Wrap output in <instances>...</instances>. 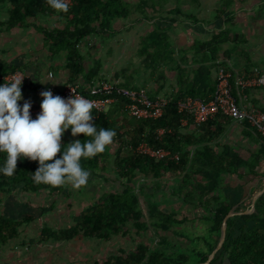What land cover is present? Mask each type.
Here are the masks:
<instances>
[{
    "label": "trees",
    "instance_id": "16d2710c",
    "mask_svg": "<svg viewBox=\"0 0 264 264\" xmlns=\"http://www.w3.org/2000/svg\"><path fill=\"white\" fill-rule=\"evenodd\" d=\"M72 1L73 5L66 13L59 12V16L66 21L65 27L54 26L41 30L44 42L51 53H65L66 68L70 74L69 83H77L80 79L92 83L99 78L100 61L94 60L93 65L87 68L85 56L80 49L81 43L90 37L109 36L111 24L118 18H127L132 9L142 14L145 19L148 18L147 11L159 12L168 7L170 13L188 17L181 9L186 0H136L135 6L126 0ZM194 2L196 1H187L191 4ZM0 3L10 5L9 20L6 23L8 28L27 25V18L30 17L51 16L57 13L48 5L47 0H0ZM233 3L234 0H223V6L217 10L218 17L226 13ZM190 18L196 20L194 17ZM160 19L166 24L165 27L158 26L141 38L139 54L145 55V62L150 59L158 63L162 60L160 56L165 58L167 55L170 59L174 51L166 28L176 22V17ZM229 20L230 17H227L225 24L229 23ZM225 43L241 44L245 43V39L231 33L230 28L225 27L214 34L211 40L194 45L192 50L196 59L192 63L200 65L189 76L179 70L176 91L173 88L165 95L169 103L165 106L162 117L150 120H139L131 116L126 118L127 111L124 105L127 99L116 92L112 95L115 101L109 105L106 112L93 110V123L97 128L114 129L116 136L105 152L90 159H82L81 164L90 173L103 177L109 169L112 170L115 173L113 180L119 181L121 188L104 193L98 201L76 216L74 223L67 228L55 229L45 224L41 230V242L71 241L78 236L109 240L113 236L128 235L130 225L138 234L148 231L149 227L159 232H167L173 225L183 224L187 219H178L177 211L161 210L155 204H150L149 220L145 221L134 183L150 180L156 187L160 180L173 176L176 180V185L172 189L174 195L182 198L188 206L203 210L199 218L206 226L205 235L199 238L202 245L189 251L169 253L167 250L152 249L145 243H139L134 250L119 251L118 254L111 255L102 262L95 261L93 264H199L207 260L217 245L223 219L234 206L231 198L222 191L224 177L227 175L242 177L241 170H245L246 175L264 176L259 171L260 162L264 157V147L245 158L231 144L220 142L231 119L218 116L199 126L188 119L187 124L183 126L182 119L186 118V115L179 113L177 109V102L188 96L203 101L210 100L216 83L211 76V68L216 66L221 51L224 58L231 57L228 51L224 52L222 49ZM181 58L183 64L187 63L184 55ZM9 71L14 69L0 67V83L1 77ZM27 86L25 84L23 88ZM117 87L139 88L121 83H118ZM80 91L88 97H100L83 87H80ZM149 95L156 97L158 94ZM119 116L126 118V121L122 122ZM242 125L245 135H257L264 146L263 137L248 124ZM158 130L164 131L160 138H157ZM76 139L83 140L84 135L79 134ZM76 139L61 138V143L66 144ZM143 140L153 148H164L172 153H178L179 160L157 161L128 149L129 145L135 147ZM109 148H113V151H109ZM59 156L60 153H57L55 158ZM2 158L3 154H0V160ZM38 167V161L18 158L14 175L8 177L0 174V189L4 188L3 185L7 184L5 180L9 179L12 183L20 185L26 193L45 191L57 196L64 194L66 184L54 187L33 182L32 173ZM104 178L107 180V177ZM30 221L31 218L14 220L0 213V245H5L16 238L20 227ZM209 264H264V193L257 199L253 214L237 215L227 220L225 241Z\"/></svg>",
    "mask_w": 264,
    "mask_h": 264
},
{
    "label": "crops",
    "instance_id": "0c3cea01",
    "mask_svg": "<svg viewBox=\"0 0 264 264\" xmlns=\"http://www.w3.org/2000/svg\"><path fill=\"white\" fill-rule=\"evenodd\" d=\"M126 1H129L130 5H136V0ZM195 1L192 4L184 3L182 5L181 9L188 17L174 14L167 16L168 18L176 17V22L168 26L172 29L178 27L181 31L180 36L177 37V43L180 44L178 51L186 59H192L186 64H190L196 59L192 50L194 45L211 40L214 34L225 27H229L231 31L243 34L245 43L240 45L229 43V46H223V51H228V54L231 55L228 60L235 64L239 58L244 56L245 59H251L252 62L261 65L260 68L264 69V14L257 19L258 21L249 20V15L246 14L249 12L240 10L237 3H233L226 13L218 17L217 10L220 6H215L216 0ZM261 1L264 2V0ZM257 5L258 9L259 5ZM9 7L8 3H0V67L22 70L29 76V80L26 82L28 86L21 89L23 99L18 103L22 106L25 101H29L33 106H36L42 102L41 92L47 91L51 87L54 92L60 93L69 83L70 74L66 68L65 53H51L41 32L42 28L50 29L54 26L63 28L66 21L59 16L60 11H57L51 16L38 15L27 18V25L23 27L8 28L6 23L9 20ZM257 9H253L251 12L254 13ZM190 17H194L196 20ZM227 17H230L232 24L231 22L225 24ZM144 21H147L144 17L137 19L130 14L129 17L118 18L111 24L113 28L111 37L85 39L80 48L81 53L85 56V66L89 68L93 65L94 60H99L101 63L99 78L92 83L80 79L77 84L86 91H93L100 81L120 83V79L109 80L107 78L112 74L116 77L118 75L115 67L108 66L109 60L115 56L106 53L107 42L113 40L117 43H123L127 30L131 33V29L137 27V22L142 23ZM149 22L157 27H165L164 25H166L160 18L151 19ZM170 42L172 44V38ZM219 58H224L222 51L219 53ZM243 67L246 68V65ZM174 89L176 91L177 87ZM247 93L249 101L264 111V86L257 87ZM225 129V134L220 142L231 144L245 158L249 157L252 152L264 147L257 135L244 134L242 124L231 121ZM67 137L76 139L71 135L70 129L62 135V138ZM109 151L112 149L109 148ZM259 171L264 174V157L260 162ZM241 173L243 174L242 177L225 176L221 187L223 193L231 198L236 211L248 209L252 197L264 186V176L246 175L244 174L245 170H241ZM5 182L7 184L3 185L2 190L0 189V213L14 220L31 218V221L20 227L19 235L16 238L5 245H0V264H43L44 258L41 257V249L46 245L43 243L66 244L68 242L53 240L41 242L40 240L41 230L45 224L57 228L56 224L51 223V225L45 222L51 220L52 208L57 204L59 196L45 191L26 193L20 185L12 183V180L8 179ZM153 186L151 181L146 182V187L153 189ZM43 216L45 218H42ZM41 221L44 223L41 224ZM44 263L47 264V260Z\"/></svg>",
    "mask_w": 264,
    "mask_h": 264
},
{
    "label": "rangeland",
    "instance_id": "374dc122",
    "mask_svg": "<svg viewBox=\"0 0 264 264\" xmlns=\"http://www.w3.org/2000/svg\"><path fill=\"white\" fill-rule=\"evenodd\" d=\"M234 3H237L240 10L249 12L246 13L247 16L249 15V20L258 21L257 19L264 14V6H262L264 2L262 3L261 0H234ZM214 4L215 6H220V9L223 6V0H216ZM257 4L259 5L258 9L256 7ZM169 9L170 7L159 12L147 11V21L142 23L137 22V27H133L131 33L127 30L126 38H123V43H117L113 40L107 42L106 53L115 56L109 60L108 66L111 68L115 67L116 73L118 74L117 77L113 76V74L109 75L107 77L109 80L120 79L119 82L121 84H128L129 87H143L149 94L157 93L158 95H166V93H169L176 87L179 70L189 76L194 69L199 67L200 64H193L192 62L190 64H183L182 55L178 51L180 44L177 43V37L181 34L178 27L174 29L172 27L166 28L167 33L170 35L169 41L172 38V48L174 49L170 59L167 58V55L165 58L160 56L162 60L158 61V63H154L150 59H147L145 62V55L139 54L141 38L157 28V26L152 25L149 21L151 19L167 18L168 14H172ZM253 9L257 10L252 13L251 11ZM130 14L137 19L144 17L135 11V9H132ZM112 32L113 28L109 32L108 37H111ZM231 33L238 34L245 39L241 33H235L233 31ZM229 45V43H225L223 46ZM242 58H239L235 64L226 58H219L215 64L216 66L211 68L212 78L216 81V73L219 66L232 65L236 70L240 67L237 71L242 70L241 72L243 73H247L244 71H247L253 66L261 67V65L252 62L251 59L247 60L244 56ZM186 60L192 61V59ZM178 64L179 68H177ZM243 65H246V68ZM128 117L130 115L126 113V118ZM126 118L119 116L122 122H125ZM90 177L88 183L78 189L73 188L71 184L66 185L65 193L58 197L57 204L52 208L51 220H46L45 223L56 224L57 228L55 229L59 227L67 228L74 223L76 216L89 205L98 201L104 193L121 188L120 182L113 180L115 173L110 169L104 176L107 177V180L103 175H94L92 173ZM145 183L142 180L134 183L145 221L148 222L149 220L150 204H155L161 210L177 211L178 219L186 218L187 221L183 224L173 225L167 232H159L149 227L148 231L138 234L130 225L128 235L113 236L109 240H97L78 236L66 244L54 242L43 243L46 244L41 249V257L44 258L43 264H45L44 262L46 260L47 264H93L95 261L102 262L109 256L118 254L119 251L134 250L139 243H145L152 249H164L169 253L189 251L193 247H200L202 241L199 238L203 237L206 233V226L199 219L203 210L188 206L182 201V198L174 195L172 189L176 185V180L173 176L160 180L159 185L156 187L153 186V189L146 187ZM139 184L141 187H139ZM42 218L45 217L43 216ZM42 223L44 222L41 221Z\"/></svg>",
    "mask_w": 264,
    "mask_h": 264
},
{
    "label": "clouds",
    "instance_id": "9594fccd",
    "mask_svg": "<svg viewBox=\"0 0 264 264\" xmlns=\"http://www.w3.org/2000/svg\"><path fill=\"white\" fill-rule=\"evenodd\" d=\"M47 3L56 11H68L67 0H47ZM23 78L0 83V154H3L0 174L14 175L18 158L24 157L39 163L32 173L36 184L54 187L71 184L76 189L86 185L91 173L82 166L81 160L105 152L116 131L98 129L93 123L94 103L74 92L67 99L54 96L50 90L41 92V111L33 119L32 104L18 103L23 99ZM69 129L73 137L83 134L84 139L62 144V135ZM57 153L59 158H55Z\"/></svg>",
    "mask_w": 264,
    "mask_h": 264
},
{
    "label": "built area",
    "instance_id": "2783aa9c",
    "mask_svg": "<svg viewBox=\"0 0 264 264\" xmlns=\"http://www.w3.org/2000/svg\"><path fill=\"white\" fill-rule=\"evenodd\" d=\"M68 8L73 5L72 0H67ZM22 87L29 80V76L22 70L9 71L1 77L4 80L19 79L23 77ZM264 86V69L254 67L249 72L243 73L237 71L232 65L218 67L216 73L215 90L209 101H203L199 98L186 97L177 102L179 113L186 115L182 119V125L187 124V120L191 119L194 125L199 126L218 116L227 117L237 124L246 123L264 138V111L254 106L249 101L248 91L257 87ZM53 95H59L62 98H70L74 93L84 96L94 103L93 110L97 112H106L114 101L113 92L124 96L127 99L125 110L131 117L139 120L158 119L162 117L164 108L169 103V99L165 95L151 97L148 91L139 87L136 89H125L117 87V83L100 81L99 85L91 91L92 94L100 97H88L80 91L77 83H68L60 93L54 92L49 87ZM41 111L40 104L30 108V114L33 119ZM163 130L157 131V138L163 134ZM130 151L137 154L148 156L157 161L171 160L178 161L179 154L172 153L164 148H153L146 140L141 141L137 146H128Z\"/></svg>",
    "mask_w": 264,
    "mask_h": 264
},
{
    "label": "water",
    "instance_id": "95a60500",
    "mask_svg": "<svg viewBox=\"0 0 264 264\" xmlns=\"http://www.w3.org/2000/svg\"><path fill=\"white\" fill-rule=\"evenodd\" d=\"M263 193H264V186L261 187V189L257 193H255V195L252 197L249 208L246 209L245 211H236L234 206L231 208V210L228 212V214L223 219L221 229H220V235H219L216 247L208 255L207 260L205 262L199 263V264H209L213 260V258L217 254V252L222 248V245H223L225 238H226L227 220L229 218H231L233 216H237V215H251V214H253L255 212V203H256L257 199Z\"/></svg>",
    "mask_w": 264,
    "mask_h": 264
}]
</instances>
